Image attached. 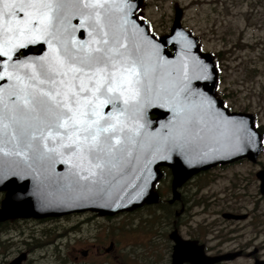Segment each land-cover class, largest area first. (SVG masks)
Returning a JSON list of instances; mask_svg holds the SVG:
<instances>
[{
    "label": "water",
    "instance_id": "1",
    "mask_svg": "<svg viewBox=\"0 0 264 264\" xmlns=\"http://www.w3.org/2000/svg\"><path fill=\"white\" fill-rule=\"evenodd\" d=\"M19 0H3L6 5ZM87 3L102 4V8L84 7ZM143 0H68L62 15L52 21L47 31L32 35L38 38L24 48H16L12 60L0 57V113L5 116L0 126V222L12 218L62 217L92 212L114 216L159 202L153 191L162 177L160 167L171 171L172 197L177 188L191 177L218 165L247 159L255 162L262 151L260 133L253 127V116L229 112L214 95L216 68L212 58L198 50L197 40L184 29L176 13L169 34L157 39L148 31L145 21L135 11ZM24 13H19L23 16ZM4 37L0 35V43ZM107 40L108 45H102ZM13 40L12 44L17 43ZM87 52L90 48L115 47L130 60H135L142 84L139 97L127 106L122 116L125 131L109 164L105 179L84 180L87 162L75 167L78 158L59 149L58 144L41 142L26 156L12 153L14 125L7 119L12 114L20 85L17 76L26 78L32 70L21 64L36 66L62 53L64 46ZM11 46V45H9ZM123 46V47H121ZM120 107L126 106L120 101ZM112 113L117 114L115 108ZM71 156V159L69 157ZM112 165H115L113 167ZM259 191L264 194V165L256 172ZM225 219L239 220L247 214L224 212ZM168 238L173 242L169 264H217L231 261L241 251L209 255L197 239H183L176 229ZM110 247L107 248V251ZM86 251H83V253ZM257 248L247 256H254ZM27 252H21L6 264H22ZM253 264H264L255 257Z\"/></svg>",
    "mask_w": 264,
    "mask_h": 264
},
{
    "label": "rangeland",
    "instance_id": "2",
    "mask_svg": "<svg viewBox=\"0 0 264 264\" xmlns=\"http://www.w3.org/2000/svg\"><path fill=\"white\" fill-rule=\"evenodd\" d=\"M137 11L138 19L147 23L149 33L157 39L169 34L179 11L180 25L197 40L198 50L214 61L215 97L229 112L253 116V127L263 145V160L264 0H143ZM259 165L246 160L228 169L216 166L187 182L191 235L205 244L209 254L218 249L257 248L256 255L264 258V194L255 175ZM169 177L167 174L164 181H159L162 189L169 184ZM171 197L164 201L169 202ZM134 212L111 217L77 213L26 221L22 218L20 225H26L28 231L36 235L49 230L51 235L42 236L43 247L30 252L11 230L0 231V240L5 241L0 245V264L21 252H27L22 264H59L64 258V264H169L167 228L172 218H161L163 214L155 211L145 224L140 216L147 218L150 214L145 209L137 215ZM224 212L248 215L228 220L221 216ZM111 241L110 254L104 250ZM83 250L89 251L87 257L79 255ZM223 264H253V259L243 256Z\"/></svg>",
    "mask_w": 264,
    "mask_h": 264
},
{
    "label": "snow or ice",
    "instance_id": "3",
    "mask_svg": "<svg viewBox=\"0 0 264 264\" xmlns=\"http://www.w3.org/2000/svg\"><path fill=\"white\" fill-rule=\"evenodd\" d=\"M67 2L19 0L6 5L10 10L0 12V35L4 37L0 57L12 60L11 53L26 46L22 37L28 36L27 42H34L38 37L32 34L47 31L52 21L62 15ZM84 7L97 9L103 5L87 3ZM19 13L24 15L18 18ZM13 40L18 42L12 44ZM100 43L108 45L109 42L101 40ZM130 55L115 47H96L82 52L65 45L62 53L54 52L38 67L21 64L20 67L32 70L26 78H16L20 93L13 102L12 114L7 117L14 125L12 139L16 141V148L9 154L26 156L41 142L47 147V142L52 141L58 148H48V151L64 149L72 153L78 158L79 163L74 165L78 168L87 162L88 175L82 179L93 183L97 178L105 179L122 143L118 135L126 128L122 116L140 94V72ZM121 100L126 106L123 109ZM113 108L117 110L115 115ZM4 119L0 113V126L7 128L9 125L3 123Z\"/></svg>",
    "mask_w": 264,
    "mask_h": 264
},
{
    "label": "flooded vegetation",
    "instance_id": "4",
    "mask_svg": "<svg viewBox=\"0 0 264 264\" xmlns=\"http://www.w3.org/2000/svg\"><path fill=\"white\" fill-rule=\"evenodd\" d=\"M264 160V159H263ZM260 159V156L257 158V160L255 162H250V163H253L254 165L256 164H260L259 165V169L260 170L263 165H264V161ZM246 161V159H243V160H238L234 163H231V164H226V165H218L217 167L218 168H224V169H228V168H231V166H236V165H240L242 162ZM263 164V165H261ZM161 172L163 174V176H167V174H165V170H168L169 171V189L171 191V186H170V182H171V172L169 169L167 168H161ZM257 170V171H258ZM256 171V172H257ZM256 172H255V175H256ZM204 175V174H203ZM162 176V177H163ZM188 182V181H187ZM187 182L185 184H183L181 187H179L177 193H178V197L172 201H169V208H170V212H169V218H172L171 221L169 222L168 224V228H167V237H168V234L170 231H172L173 229H176L179 233V235L183 238V239H197L199 243H202L198 238H195L194 236L191 235V220H190V214L188 213L189 210H187V206L189 205V203L191 202V196H190V192L188 190V188L186 187L187 186ZM161 191V190H160ZM169 191V190H168ZM247 214V213H245ZM91 215H94V214H91ZM97 215V214H96ZM248 215V214H247ZM169 239V238H168ZM170 241V251L172 252V248H173V242L169 239ZM110 243L111 244V249H112V245H113V242L111 241ZM204 244V243H203ZM110 245V244H109ZM205 245V244H204ZM105 252H109L110 254L112 252L110 251H107V249L105 248L104 250ZM205 251H206V247H205ZM211 251V250H210ZM234 251H241V255L239 257H243V256H246L248 257L246 254L250 251L248 250H245L243 248H238ZM207 252V251H206ZM225 252H232L230 250H226V251H222L221 249H218L217 251H215L213 254L211 255H216V254H220V253H225ZM208 253V252H207ZM89 254V251L86 250V252L83 253V251H81L79 253L80 256L82 257H87ZM171 254V253H170ZM209 254V253H208ZM252 259L254 260V256H251ZM256 257H258L256 255ZM74 258L75 259H79V256L77 255H74ZM249 258V257H248ZM67 260V258H65ZM65 260V261H66ZM68 260H71L70 257H68ZM59 262V264H64V262ZM72 262V261H71ZM74 263V262H72ZM75 264V263H74ZM223 264V263H221Z\"/></svg>",
    "mask_w": 264,
    "mask_h": 264
},
{
    "label": "trees",
    "instance_id": "5",
    "mask_svg": "<svg viewBox=\"0 0 264 264\" xmlns=\"http://www.w3.org/2000/svg\"><path fill=\"white\" fill-rule=\"evenodd\" d=\"M164 172H165V174H169L168 170H165ZM164 177H166V175ZM163 178L160 180V182L164 181ZM168 189H169V184L166 185L165 189H162V187H160V184L155 185L154 186V191L159 194L160 202L158 204H144L142 206L143 208L140 207V208H136V209L133 210V212L135 211L134 215L139 214L140 210L145 209V212L147 214H150V216L147 217V218H143L142 216H140L141 222H145V224L148 222V219H151V217H154L155 211H157V212L160 211V216H161V214H163L161 216V218L169 219V212H170V208H169V205H168L169 202L168 201H164V199H166L169 196ZM163 190H165V191H163ZM3 196H4V192L0 191V202H1L2 198H3ZM134 215H132V216H134ZM20 219H22V218H15V219L6 220L4 222H1L0 223V231L9 232V230H11L14 234H16V238H19V240H21V244L25 245L24 248H27V250H29L30 252L35 250V249H37V248H42L43 245L45 244V241H42V236L46 237L48 235H51V232L49 230L40 231L39 233H37L35 235L33 233V231H28V229L25 228L26 225L25 226L20 225V222L23 221V220H20ZM28 236H29L30 239L35 240V241H31V242L25 241V239H26L25 237H28ZM38 238H39V240H38ZM4 243H5V241H3L1 239L0 240V245H4ZM64 260H66V259L64 258Z\"/></svg>",
    "mask_w": 264,
    "mask_h": 264
}]
</instances>
